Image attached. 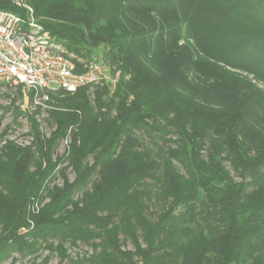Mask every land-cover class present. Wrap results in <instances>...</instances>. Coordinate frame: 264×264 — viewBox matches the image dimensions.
<instances>
[{
  "label": "trees",
  "instance_id": "trees-1",
  "mask_svg": "<svg viewBox=\"0 0 264 264\" xmlns=\"http://www.w3.org/2000/svg\"><path fill=\"white\" fill-rule=\"evenodd\" d=\"M27 1L69 53L103 49L121 76L93 101L49 91L65 109L51 137L31 119V146L0 147V262L264 264V0Z\"/></svg>",
  "mask_w": 264,
  "mask_h": 264
},
{
  "label": "built area",
  "instance_id": "built-area-1",
  "mask_svg": "<svg viewBox=\"0 0 264 264\" xmlns=\"http://www.w3.org/2000/svg\"><path fill=\"white\" fill-rule=\"evenodd\" d=\"M14 4L23 14L0 9V88L23 87L37 99H48L49 91L73 94L82 88L116 86L120 70L111 69L105 60L69 53L40 23L27 0Z\"/></svg>",
  "mask_w": 264,
  "mask_h": 264
},
{
  "label": "rangeland",
  "instance_id": "rangeland-1",
  "mask_svg": "<svg viewBox=\"0 0 264 264\" xmlns=\"http://www.w3.org/2000/svg\"><path fill=\"white\" fill-rule=\"evenodd\" d=\"M104 50L99 49L94 53L93 57L99 60H104ZM110 76V72L107 73ZM110 82V81H109ZM102 87V86H101ZM57 89L56 86H54ZM96 89V88H95ZM95 89H91V95ZM92 101L94 96L91 95ZM65 109L51 103L50 95L48 99H37L26 88H0V147H3L8 142H12L19 147L31 146L34 142L32 135V120L37 122L42 140L49 139L51 134L57 129L55 120L56 113H61ZM70 138L61 141L53 152V159H65L69 153ZM66 167L67 174L71 180H74L75 174L72 168L68 165L66 160L59 166ZM56 173L54 181L47 186L53 187L62 186L63 181ZM49 203L47 197V189L43 188L40 196L32 198L28 204V220L32 221V216L39 213V211ZM28 221V222H29ZM31 223V222H30ZM32 225V224H31ZM128 249H132V245H127ZM92 250L86 245H80L77 248L69 250L70 256L76 258L77 256H84L91 254ZM48 259V260H47ZM60 258L55 254H50L49 250L41 248L38 253L20 257L18 254L10 256L7 260L0 262V264H59Z\"/></svg>",
  "mask_w": 264,
  "mask_h": 264
}]
</instances>
